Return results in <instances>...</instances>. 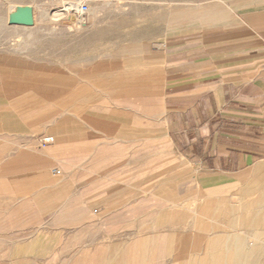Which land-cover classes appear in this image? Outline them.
I'll return each instance as SVG.
<instances>
[{"label": "rangeland", "instance_id": "obj_1", "mask_svg": "<svg viewBox=\"0 0 264 264\" xmlns=\"http://www.w3.org/2000/svg\"><path fill=\"white\" fill-rule=\"evenodd\" d=\"M70 3L88 7L82 24L64 15ZM184 3L0 0V102L29 106L39 136L52 135L62 113L73 114L75 129L95 133L87 137L96 141L94 150L80 145L74 154L97 210L93 223L80 229L44 224L4 232L0 225V264H105L115 245L154 238L163 248L161 241L183 237L185 251L194 256L196 239L205 242L200 224L206 222L215 235H238L241 253L252 256L264 247V231L244 223L248 216L240 204L233 232L224 230L222 214L205 215L206 194L185 182L189 168L161 118L167 52L198 26L188 22L192 9ZM24 6L33 9L34 22L13 24L14 12ZM138 105L141 120L134 118ZM225 202L227 211L237 204ZM161 256L143 255L136 264H162Z\"/></svg>", "mask_w": 264, "mask_h": 264}, {"label": "crops", "instance_id": "obj_2", "mask_svg": "<svg viewBox=\"0 0 264 264\" xmlns=\"http://www.w3.org/2000/svg\"><path fill=\"white\" fill-rule=\"evenodd\" d=\"M181 1L192 9L188 22L198 26L167 52L161 117L166 133L189 168L184 181L206 194L205 215L222 214L224 230L233 232L240 204L248 216L244 223L264 231V0ZM0 104L2 231L44 224L80 229L93 223L95 196L80 178L74 153L80 145L94 150L96 141L87 137L95 133L75 129L73 114L62 113L50 131L53 145L43 147L30 107L15 108L8 99ZM138 106L135 120L142 118ZM240 186L247 188L240 192ZM235 199L234 208H223ZM200 225L205 242L196 239L194 256L185 251L183 237L161 241L164 250L154 238L132 247L115 245L105 264H136L140 256L158 251L166 256L162 264H264V247L249 256L240 252L238 235H215L213 224Z\"/></svg>", "mask_w": 264, "mask_h": 264}, {"label": "water", "instance_id": "obj_3", "mask_svg": "<svg viewBox=\"0 0 264 264\" xmlns=\"http://www.w3.org/2000/svg\"><path fill=\"white\" fill-rule=\"evenodd\" d=\"M11 22L15 25L29 26L33 23V13L30 7H20L12 16Z\"/></svg>", "mask_w": 264, "mask_h": 264}, {"label": "bare ground", "instance_id": "obj_4", "mask_svg": "<svg viewBox=\"0 0 264 264\" xmlns=\"http://www.w3.org/2000/svg\"><path fill=\"white\" fill-rule=\"evenodd\" d=\"M79 7L80 6L77 3H70L67 6V9H66V12L64 13V15L66 14V17L70 16V20L72 21V23H76V24H80L81 23L82 24L81 21L83 20V14L80 13ZM17 11H18V9L16 10V12H14V14L17 13ZM32 13H33V9H32ZM70 13H72V14H70ZM62 15H63L62 13L60 15H58L59 16L58 18H61Z\"/></svg>", "mask_w": 264, "mask_h": 264}, {"label": "built area", "instance_id": "obj_5", "mask_svg": "<svg viewBox=\"0 0 264 264\" xmlns=\"http://www.w3.org/2000/svg\"><path fill=\"white\" fill-rule=\"evenodd\" d=\"M79 11L84 16L88 11V7L86 5H80ZM37 140L39 145L43 147L52 145L54 143V137L52 135H40Z\"/></svg>", "mask_w": 264, "mask_h": 264}]
</instances>
